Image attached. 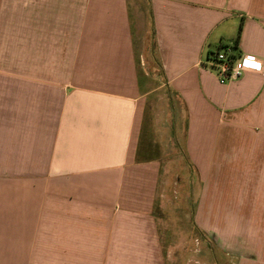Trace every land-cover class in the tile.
<instances>
[{
    "label": "crops",
    "instance_id": "0c3cea01",
    "mask_svg": "<svg viewBox=\"0 0 264 264\" xmlns=\"http://www.w3.org/2000/svg\"><path fill=\"white\" fill-rule=\"evenodd\" d=\"M0 2V64L32 66L0 71V264H264V0ZM225 47L259 69L220 84ZM161 92L195 234L161 215L165 160L141 159Z\"/></svg>",
    "mask_w": 264,
    "mask_h": 264
},
{
    "label": "rangeland",
    "instance_id": "374dc122",
    "mask_svg": "<svg viewBox=\"0 0 264 264\" xmlns=\"http://www.w3.org/2000/svg\"><path fill=\"white\" fill-rule=\"evenodd\" d=\"M3 8L4 4L3 2H0V14ZM1 19L2 18H0V25H3V21ZM0 41H3L2 36L0 38ZM18 44L19 42H14L13 46L16 48L18 47ZM141 46H143V43H141ZM151 50L152 47H147L139 50L141 53L145 54L146 62L147 60L152 62ZM0 61H2V59ZM31 67L32 66L28 65L5 66L0 64V71H27L32 70ZM41 67L45 68L44 66ZM158 83L159 81L155 82L156 85ZM174 101L176 102L177 99L174 98ZM178 108L180 109L179 105ZM169 110V100L167 96H164V93L155 95L148 99L145 120L142 127L141 159L159 157L165 160L164 169L159 179L156 196L157 204H159L160 201L165 202L163 205L164 208H162L161 211L163 213H161V215H163L167 219H172L174 222V219L179 217L180 212L184 213L185 215H187V218L189 220V233L195 234L196 230L194 229L192 222L194 207L190 206V202H194V193L191 192V187L195 184V177L190 176L192 171H188L187 175L185 174L187 172L183 170L185 162L183 159V153L180 151L181 146L177 143V133H179V130L173 127L176 120L179 119V114L177 113V110L176 112H173L172 128H170L168 123V120L170 119ZM180 200H184L185 202L187 201L189 203L188 206L185 205L184 209L182 210L178 208ZM174 226L175 225L173 224L172 228ZM203 242L205 246L206 244L209 246L206 241L203 240ZM209 248L211 249V247ZM189 250L193 251L194 248H189ZM208 264L212 263L208 262Z\"/></svg>",
    "mask_w": 264,
    "mask_h": 264
},
{
    "label": "built area",
    "instance_id": "2783aa9c",
    "mask_svg": "<svg viewBox=\"0 0 264 264\" xmlns=\"http://www.w3.org/2000/svg\"><path fill=\"white\" fill-rule=\"evenodd\" d=\"M259 62L251 55L236 56L232 47H225L213 53L209 67L217 73L218 82L227 85L241 79L245 73L259 69Z\"/></svg>",
    "mask_w": 264,
    "mask_h": 264
},
{
    "label": "clouds",
    "instance_id": "9594fccd",
    "mask_svg": "<svg viewBox=\"0 0 264 264\" xmlns=\"http://www.w3.org/2000/svg\"><path fill=\"white\" fill-rule=\"evenodd\" d=\"M244 232L243 226L239 221L229 220L224 226L222 232H217L216 236L223 247L229 248L235 238ZM248 234H252V230L248 229Z\"/></svg>",
    "mask_w": 264,
    "mask_h": 264
}]
</instances>
